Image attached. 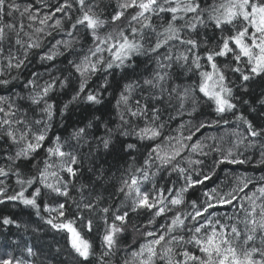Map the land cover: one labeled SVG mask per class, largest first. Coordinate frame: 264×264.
Returning <instances> with one entry per match:
<instances>
[{
	"label": "snow or ice",
	"instance_id": "snow-or-ice-1",
	"mask_svg": "<svg viewBox=\"0 0 264 264\" xmlns=\"http://www.w3.org/2000/svg\"><path fill=\"white\" fill-rule=\"evenodd\" d=\"M0 264H264V0H0Z\"/></svg>",
	"mask_w": 264,
	"mask_h": 264
},
{
	"label": "trees",
	"instance_id": "trees-1",
	"mask_svg": "<svg viewBox=\"0 0 264 264\" xmlns=\"http://www.w3.org/2000/svg\"><path fill=\"white\" fill-rule=\"evenodd\" d=\"M77 116L79 115V113H77L76 114ZM76 117H73V119H75ZM248 171H249V173L250 174H254V175H260L261 174V172H260V170H257V171H255L254 173L252 172V170L249 168L248 169ZM223 175V173H221V176ZM52 233H47V234H42V241L44 242V243H49V242H51L52 241Z\"/></svg>",
	"mask_w": 264,
	"mask_h": 264
}]
</instances>
